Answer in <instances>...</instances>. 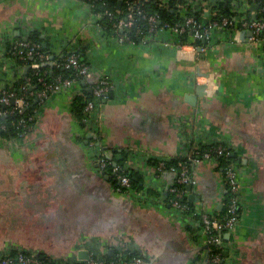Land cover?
Listing matches in <instances>:
<instances>
[{
	"label": "crops",
	"instance_id": "0c3cea01",
	"mask_svg": "<svg viewBox=\"0 0 264 264\" xmlns=\"http://www.w3.org/2000/svg\"><path fill=\"white\" fill-rule=\"evenodd\" d=\"M245 6L233 0L236 11L257 18V3ZM211 12L203 9L201 20L210 22ZM99 17L85 0H0V89L24 72L7 44L32 29L55 55L83 50L85 85L103 77L111 84L85 129L69 110L77 87H65L49 95L24 138L0 140V254L26 251L65 264L83 250H136L147 264H207L205 234L164 198L178 171L149 161L185 158L192 145L217 140L232 148L241 184L239 220L223 236L221 263L264 264V43L241 35L247 28L220 25L201 46H180L176 29L123 43ZM202 83L206 93L192 105ZM104 152L111 163L119 155L117 162L136 167L144 188L117 192L96 168ZM190 177L193 207L221 208L227 188L218 163L191 165Z\"/></svg>",
	"mask_w": 264,
	"mask_h": 264
},
{
	"label": "built area",
	"instance_id": "2783aa9c",
	"mask_svg": "<svg viewBox=\"0 0 264 264\" xmlns=\"http://www.w3.org/2000/svg\"><path fill=\"white\" fill-rule=\"evenodd\" d=\"M142 0H128L127 8L124 15L120 17H116L112 22L113 32L117 37L119 42L123 43H134L133 40L129 38L126 34H123V31L127 28H130L135 25L136 15H141L145 18V29L147 32L153 33L156 31L163 30H174L176 29L181 34L184 33L188 29V33L194 39H200L202 37H207L209 34V29L211 26H231L235 27V32H239L245 28L249 29L251 32V39L253 40H261L264 43V20L257 18H240V25L233 26V20L228 18H222L221 21L211 20L210 22H203L202 20H198L195 16L186 15L184 17V22L182 25H171L168 22L161 23L158 20V17L153 14H144L143 9L139 6V2ZM166 0H161L160 5H164ZM187 4L195 5L199 4L203 9H207L208 11H212V5L215 4L218 0H184ZM255 0H239L240 4L243 6L247 5L249 2H253ZM246 7V6H245ZM237 9V8H236ZM243 7L241 8V10ZM245 10V9H243ZM264 10V7L261 8ZM106 15L113 18L112 13L109 11L104 12ZM100 15V14H99ZM144 28L141 26H136L135 34L139 35L141 38L145 37L147 34L144 33ZM11 47L13 53L16 54L19 58H24L25 56H30L34 53V49L37 46L36 44H29L26 38L16 39L11 42ZM180 46L185 45L183 42L179 44ZM41 59H45V61L50 62V58L47 55H39ZM53 62V61H52ZM54 65H58V63H54ZM65 66H72L77 70V75L82 78V80L88 79L91 77V72L88 64H79L77 60V55L74 52H69L63 62ZM28 67L38 70L40 68V62L35 61L27 64ZM38 81L42 83L43 88L37 91H33L30 85V78H26V83L21 86L22 90L27 91L28 95L35 96L40 102L46 100L50 94L55 93L62 88H74L77 87V91H79L82 87L81 82L76 78H61L60 76L56 79L55 82H46L42 76L38 77ZM29 86V87H28ZM93 97L87 101L85 110L88 113L86 118V124L91 120L93 116V112L95 108L100 104L101 99H104L108 96L111 90V84L109 80L105 77L98 78L87 86ZM206 93V91H205ZM14 99L13 107L10 109H0V117L4 116L7 113H12L14 111L20 112V110L25 109L28 102L23 99V97H18L14 92L8 90H0V103L4 105H8ZM40 114V107L33 110L31 115L24 118L21 117L18 121V124H22L27 130L22 134H18L8 140L10 142L16 143L20 138H24L33 128L35 121L38 119ZM32 120L33 124L26 126V121ZM88 125V124H87ZM0 128H4L2 125ZM5 139L0 136V140ZM208 148L201 150L202 145H209ZM191 154L185 156L183 161L178 162V179L177 183L180 185L172 186L169 191L174 194V197L169 199L171 207L177 209L181 213L185 214L187 219L193 223L200 224V230L206 236L207 244H215L219 247L222 246V238L221 235L225 233H232L234 227L238 223L239 214L238 210L240 208L241 203V184L238 175V167L235 161H232L223 167V174L225 178L226 188L229 191V198L225 202V197H223V202H225L227 218L224 220H219L214 212H207L205 210H199L193 208L191 214H186L188 210V205L186 202L181 201L185 196L186 192L183 190L182 186H186L187 184L192 183V179L190 177V166L194 165L202 160H211L216 161L218 163L216 157L217 156H227L232 150L230 146L225 144L222 141L214 140L207 144H194L191 146ZM107 157H105L104 153H99L95 162L97 164V170L103 171L105 166L109 163ZM169 161L166 157H159L157 160V170H162ZM134 169L136 167L131 166L128 162H124L121 166L115 165L112 167V174L118 180L119 186L115 187V190L122 194H133L134 191L131 189L122 190L123 187H128L130 185L129 178L125 175L124 171ZM196 216V218H194ZM100 255L96 254L92 250H89V257L87 259H77L74 261L67 262L65 264H147V260L141 257H134L129 262H114V261H105L99 257ZM223 257L221 253L215 252L208 256V261L210 264H222ZM52 261V260H51ZM55 263V262H54ZM0 264H41L39 258L34 256L33 253L30 255L21 253H17L15 256H11L10 252H4L0 254ZM56 264V263H55Z\"/></svg>",
	"mask_w": 264,
	"mask_h": 264
},
{
	"label": "trees",
	"instance_id": "16d2710c",
	"mask_svg": "<svg viewBox=\"0 0 264 264\" xmlns=\"http://www.w3.org/2000/svg\"><path fill=\"white\" fill-rule=\"evenodd\" d=\"M88 1L92 5V10L95 13H99V23L102 25V27L110 34H115L113 32L112 22L116 17H120L124 15L126 8H127V2L128 0H124L120 7L118 8V0H85ZM255 2L258 5L256 17L257 19L264 20V10H261L262 7H264V0H255ZM161 0H142L139 2V6L143 9L144 14H153L158 17L159 22L164 23L168 22L171 25H182L184 22V17L186 15H192L195 16L198 20H201V16L203 13V8H194L193 5L187 4L184 0H166L164 5H160ZM233 0H218L215 4H213L212 7V14L213 16H210V21H221L222 18H228L233 20V26H238L240 23V19H236L237 15H242L247 18L248 15L245 13L236 11L233 7ZM233 8V9H232ZM109 11L112 13V17L106 15L104 12ZM145 23L146 20L141 15H136V21L135 25L127 28L123 31V34H126L129 36L131 40L137 43L139 39V35L135 34V28L136 26H141L144 29V33L148 34V36H151L150 32H147L145 29ZM230 27V26H229ZM27 42L29 44H36L37 46L34 49V53L30 56H25L24 58H19L16 54L13 53L12 47L10 43L7 44L6 49L9 54L15 57V60L19 66H21L24 69V72L20 74L19 77L16 78L14 83L10 86H5L4 88L0 90H8L15 93L18 97H23L24 100L28 102L25 109L18 111H14L12 113H7L4 116L0 117V127L4 125V128H0V136L6 139L12 138L14 136H17L18 134H22L24 132H27L26 128L22 126V124H18V121L21 117H28V115H31L33 110L41 107V105L45 102H40L35 96L28 95L27 91L22 90L21 86H23L26 83V78H30V85L31 89L33 91L40 90L43 88V85L41 82L38 81V77L42 76L46 82H55L56 79L60 76L61 78H76L79 83L81 82V89L77 92H75L70 100L69 103V110L71 114L75 117V119L79 122V125L85 129L86 127V118L88 116L87 111L85 110V106L88 100H90L93 97V94L91 91H89V88L87 85L82 84V78L77 75V70L72 66H65L63 65L64 59L67 52H63V55H55L49 50L48 42L44 36H42L41 32H39L36 29L29 30V32L25 36ZM16 39H22L21 36L16 37ZM192 40V41H189ZM181 41L192 43L195 46H201L202 42L201 39H194L190 36L188 33V29L182 33L181 35ZM40 54L47 55L50 59L52 58L53 61L58 63V65H50L49 61H45V59L40 58ZM77 55V60L79 64H87V61L84 57L83 50L80 49L77 52H75ZM39 61L40 62V68L38 70L32 69L27 66V64L31 62ZM29 87V86H28ZM13 107V103L10 102L8 105H4L0 103V109H10ZM33 124L32 120L26 121V126ZM213 144L209 145H202L201 150H204L208 148L209 146H212ZM126 158L119 160L117 162V165H122L124 163V160ZM185 158L175 157L171 158L165 165L163 169L168 168L169 166H173L176 171H179L178 162L183 161ZM218 161L219 167L223 169L225 165L228 163L235 161L236 156L232 155V150H230L229 154L227 156H217L216 157ZM109 161V160H108ZM149 163L152 166H155L157 163V160L150 159ZM112 163L109 161V163L105 166L104 172L108 173L110 175V180L112 181L113 185L115 187L119 186L118 180L115 178L114 175L111 174L112 171ZM190 170V168H189ZM125 175L130 180V185L128 187H123L122 190L131 189L134 192L141 191L144 188V184L142 181V177L139 174L137 170L130 169L127 171H124ZM173 186H180L178 183H175ZM183 190L186 192V186H182ZM147 193L149 195H156L157 192L154 191L152 188L146 189ZM230 194L227 190L225 193V202L229 198ZM174 194L172 192H167L165 194L164 198L166 200L173 198ZM183 202H186L188 205V210L186 211V214H191L193 211V205L191 202L188 201L187 196L183 197L181 200ZM225 202L222 204L221 208L215 211V215L219 220H224L227 218V212H226V206ZM240 209L238 210L239 214ZM196 218V216L194 217ZM197 219V218H196ZM195 228H200V224L197 222L195 223ZM188 229L190 231L194 230L193 226L190 224L188 225ZM223 235H221L222 241H223ZM208 248V256H211V254L215 252H220L222 257L224 253V248L219 247L215 244H207ZM19 251L12 250L10 252L11 256H15ZM21 253L30 255L29 252L21 251ZM34 256L40 259L41 264H55L53 261L48 259L47 257L41 258V255L39 253H35ZM101 259L105 261H114V262H129L134 257H141L146 259L139 251L136 250H124L122 252H115L112 256L107 255H100ZM207 264H210L208 261Z\"/></svg>",
	"mask_w": 264,
	"mask_h": 264
},
{
	"label": "water",
	"instance_id": "95a60500",
	"mask_svg": "<svg viewBox=\"0 0 264 264\" xmlns=\"http://www.w3.org/2000/svg\"><path fill=\"white\" fill-rule=\"evenodd\" d=\"M120 3H121V0L118 1V5H117L118 8H119V6H120ZM245 33L251 34L250 31H248V32H246V31H242L241 35H244ZM204 75H206V74H204ZM86 81H87V82H90V80L87 79V80H84V81L82 82V84H84ZM205 87H206V85L203 84V83H202V84H198V85H197V89H196L195 94L189 96V102H191L192 105H195L196 100H197V98H198L199 96H203V95L205 94V90H204ZM89 91H91V90L89 89ZM13 102H14V99H12V103H13ZM88 136H89V134H88ZM94 137L96 138V135H94ZM98 143H99V141L97 142V144H98ZM233 154H234V153H232V155H233ZM104 155H105V157H107V158H110V157H111V156H108V153H107V152H104ZM119 157H120L119 155H116V156H115L116 159L113 160V162H112V166H115V165L117 164V160H118ZM96 167H97V164H96ZM99 173H101V174L104 176L105 179H109V177H110V175H109L108 173H105L104 171H101V172H99ZM190 187H191L190 184H187V185H186V189H187V190H189ZM186 195H187V199L190 200V201H191V200H196V199H197L196 196L193 195V194H188V193H186ZM230 235H231L230 233H226V236L229 237ZM223 236H225V234H224ZM108 253L111 254L112 251L109 250ZM88 257H89V253H87L86 250H83V251L79 252V259H82V260H83V259H87Z\"/></svg>",
	"mask_w": 264,
	"mask_h": 264
}]
</instances>
